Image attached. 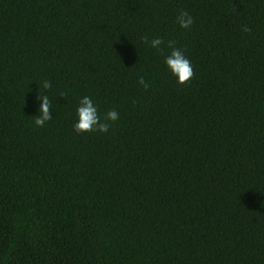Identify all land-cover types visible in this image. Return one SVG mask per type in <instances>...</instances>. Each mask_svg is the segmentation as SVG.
<instances>
[{"label":"trees","instance_id":"16d2710c","mask_svg":"<svg viewBox=\"0 0 264 264\" xmlns=\"http://www.w3.org/2000/svg\"><path fill=\"white\" fill-rule=\"evenodd\" d=\"M0 264H264V0H0Z\"/></svg>","mask_w":264,"mask_h":264},{"label":"clouds","instance_id":"9594fccd","mask_svg":"<svg viewBox=\"0 0 264 264\" xmlns=\"http://www.w3.org/2000/svg\"><path fill=\"white\" fill-rule=\"evenodd\" d=\"M175 22L181 29L190 30L193 24V17L188 11L180 10L175 16ZM242 31L247 32V26L242 28ZM141 42L148 47L155 49L163 55L162 47L170 49L167 55L163 56V63L166 71L175 79L176 83L183 84L187 82L193 75L192 66L184 51L174 46V42L165 41L160 37H155L149 40L147 37H141ZM137 84L140 87L147 88L143 76H138ZM51 88L49 81L41 82V89L37 90L36 100L38 106L36 109L35 119L33 124L36 127H43L52 116L50 115V101L47 95V90ZM63 93L60 94V97ZM119 114L116 110H108L103 116L99 114L97 106L94 104L90 96H82L79 98L75 109V122L72 125L73 131L77 134H84L88 132L108 133L111 122L118 120Z\"/></svg>","mask_w":264,"mask_h":264}]
</instances>
